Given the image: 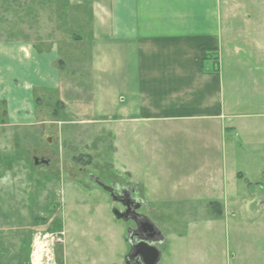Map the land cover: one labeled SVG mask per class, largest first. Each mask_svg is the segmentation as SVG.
<instances>
[{
    "label": "rangeland",
    "instance_id": "obj_1",
    "mask_svg": "<svg viewBox=\"0 0 264 264\" xmlns=\"http://www.w3.org/2000/svg\"><path fill=\"white\" fill-rule=\"evenodd\" d=\"M91 1L0 0V43L31 44L39 52L54 43L74 45L71 54L61 49L58 72L52 74L62 78L57 79L60 85L77 88L79 100H87L80 89L86 87L81 78L87 76ZM58 89L35 92L34 118L27 125L11 126L8 103L0 101V264H31L37 235L52 230L64 233V241L51 243L49 263L46 257L44 261L60 264L57 249L65 243L63 230L77 209L92 211L82 227L91 231L88 235L96 234V241H102L97 237L107 224L135 225L113 219V210L122 213L113 198L121 190L130 191L139 205L140 223L155 224L165 238L161 243V234L152 229L156 235L150 245L161 250L158 264H234L238 226L252 229L241 210L257 209L248 196L264 174V132H255V121L239 120L233 131L199 124L190 134L170 139H163L155 127L147 149L139 150L129 135L126 151L122 124L69 119ZM35 158L48 164L35 166ZM83 240L88 246V239ZM119 249L115 242L111 252L117 264L124 253L117 254ZM88 250L95 259L108 257L107 249ZM125 261L138 264L136 259Z\"/></svg>",
    "mask_w": 264,
    "mask_h": 264
},
{
    "label": "crops",
    "instance_id": "obj_2",
    "mask_svg": "<svg viewBox=\"0 0 264 264\" xmlns=\"http://www.w3.org/2000/svg\"><path fill=\"white\" fill-rule=\"evenodd\" d=\"M91 2L92 30L85 43L87 76H81L86 87L80 89L89 100H79L77 88L66 82L57 83L61 78L57 74L53 78L60 51L68 49L66 54H71L74 45L54 43L50 50L39 52L31 44L0 43V101L8 103L11 126L33 120L35 92L59 88L69 119L79 124H122L126 151L129 135L139 150L146 148L155 127L163 139H170L205 128L206 123L233 131L239 120L248 119L255 121L251 124L255 132H264V122L260 123L264 121V0ZM156 141L162 150L158 137ZM262 176L261 184L248 196L257 209L241 210L252 229L238 226L234 264H264ZM74 212L77 219L68 221L65 243L57 249L60 264H117L111 252L115 242L120 245L117 254L124 252L119 260L125 264L130 239L139 242L140 231L134 225L107 224L97 237L102 241H96V234L88 235L91 231L82 227L92 211ZM148 226L160 233L155 224ZM152 229L147 233L153 234ZM161 236L160 242L165 243ZM83 239H88V246ZM92 248L103 253L107 249L108 257L93 258L88 250ZM134 263L143 264L138 259Z\"/></svg>",
    "mask_w": 264,
    "mask_h": 264
},
{
    "label": "water",
    "instance_id": "obj_3",
    "mask_svg": "<svg viewBox=\"0 0 264 264\" xmlns=\"http://www.w3.org/2000/svg\"><path fill=\"white\" fill-rule=\"evenodd\" d=\"M35 163V166L39 165H47V161L41 160L39 161L37 158L33 160ZM113 216L117 220H124V214H121L117 211H113ZM142 227L148 226L141 224ZM149 228V227H148ZM151 229V228H150ZM129 247L131 249V253L128 255L127 259L130 260H141L143 264H158L161 259V253L160 251L155 247L152 246L144 241L135 242L132 238L129 242Z\"/></svg>",
    "mask_w": 264,
    "mask_h": 264
},
{
    "label": "flooded vegetation",
    "instance_id": "obj_4",
    "mask_svg": "<svg viewBox=\"0 0 264 264\" xmlns=\"http://www.w3.org/2000/svg\"><path fill=\"white\" fill-rule=\"evenodd\" d=\"M125 192V194H124ZM130 191L127 192V190H121V195L120 192L117 194L115 193L114 195V202L121 205L122 207V213L124 214V218L125 221L124 222H135V227L140 231L142 238L140 240L149 243V244H153L154 243V237L155 235L152 234H148L147 233V229H150V226H144L142 227L140 223V221L138 220V218H140V216H138L136 213L138 211V209L140 208L139 205H137L133 199H131L130 197ZM124 194V195H123ZM113 211H117V210H113ZM118 212V211H117ZM120 213V212H119ZM149 227V228H148ZM152 229V228H151ZM143 232V234H142Z\"/></svg>",
    "mask_w": 264,
    "mask_h": 264
},
{
    "label": "built area",
    "instance_id": "obj_5",
    "mask_svg": "<svg viewBox=\"0 0 264 264\" xmlns=\"http://www.w3.org/2000/svg\"><path fill=\"white\" fill-rule=\"evenodd\" d=\"M44 233V232H43ZM42 233V234H43ZM41 233L37 235L36 240H35V244L36 242L39 243H44L46 244L47 248H48V253L50 254L49 250H52V245L54 244V242L56 243H62L64 240V233H59V232H45L43 235ZM38 240V241H37ZM53 243V244H51ZM36 252V245H35V250L34 252L31 254L30 260H31V264H34V254ZM41 263L42 264H47V261H44V258L41 259ZM49 263V261H48Z\"/></svg>",
    "mask_w": 264,
    "mask_h": 264
},
{
    "label": "bare ground",
    "instance_id": "obj_6",
    "mask_svg": "<svg viewBox=\"0 0 264 264\" xmlns=\"http://www.w3.org/2000/svg\"><path fill=\"white\" fill-rule=\"evenodd\" d=\"M48 248L46 244L44 243H39L36 246V252L34 254V264H42L41 259L46 257L47 259L49 258V253H48ZM50 259H48L49 261Z\"/></svg>",
    "mask_w": 264,
    "mask_h": 264
},
{
    "label": "trees",
    "instance_id": "obj_7",
    "mask_svg": "<svg viewBox=\"0 0 264 264\" xmlns=\"http://www.w3.org/2000/svg\"><path fill=\"white\" fill-rule=\"evenodd\" d=\"M53 231V230H52ZM53 232H55V231H53ZM56 232H58V231H56Z\"/></svg>",
    "mask_w": 264,
    "mask_h": 264
}]
</instances>
